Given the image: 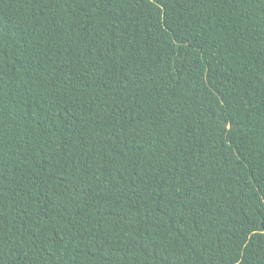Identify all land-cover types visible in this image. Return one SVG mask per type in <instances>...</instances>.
<instances>
[{
  "label": "trees",
  "instance_id": "16d2710c",
  "mask_svg": "<svg viewBox=\"0 0 264 264\" xmlns=\"http://www.w3.org/2000/svg\"><path fill=\"white\" fill-rule=\"evenodd\" d=\"M0 264H264V0H0Z\"/></svg>",
  "mask_w": 264,
  "mask_h": 264
}]
</instances>
